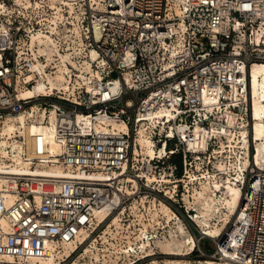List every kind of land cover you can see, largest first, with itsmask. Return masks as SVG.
Instances as JSON below:
<instances>
[{"label":"built area","instance_id":"obj_1","mask_svg":"<svg viewBox=\"0 0 264 264\" xmlns=\"http://www.w3.org/2000/svg\"><path fill=\"white\" fill-rule=\"evenodd\" d=\"M62 54L75 64L65 61L62 85L51 86ZM86 61L93 73L82 71ZM254 63H264V0H0V125L20 115L37 124L29 135L23 125L12 133L16 158L30 170L67 173H0V264H59L100 224L95 211L124 215L131 199L156 212L141 214L144 240L170 221L162 205L197 225L194 189L205 183L217 196L235 185L240 199L220 235L197 229L190 252L203 239L211 259L264 264V168L252 158L248 95ZM50 139L59 153L48 151ZM64 244L74 249L65 253Z\"/></svg>","mask_w":264,"mask_h":264},{"label":"bare ground","instance_id":"obj_2","mask_svg":"<svg viewBox=\"0 0 264 264\" xmlns=\"http://www.w3.org/2000/svg\"><path fill=\"white\" fill-rule=\"evenodd\" d=\"M92 55L94 56V53ZM61 60L63 67H59V76L60 79L63 80L61 71L67 68L65 65V61H70L73 64L75 63L68 54H62ZM85 65V71L93 73L87 61L85 62ZM250 67L251 68L248 75V95L250 96L253 116V121L251 122L250 127L252 131L251 142L253 144L252 158L255 164H258L260 167L264 168V63H254ZM84 69L82 71H84ZM47 79L51 86L62 85V80L60 81V79L51 78L49 75L47 76ZM42 87L43 83L39 82L37 84V89H41ZM20 125H23V127H25L24 133L26 135L34 133L38 127L35 123H32L28 126L24 125V116L22 115L14 120H6L2 125H0V173H20V171H23V173H29V171H32L33 174L37 175L52 174L58 177L66 176L67 173L59 165L42 164L37 165L33 170H30L27 164L18 161L15 156L16 147L18 145L16 141H14V139H12L11 141L10 138L13 137L12 133L15 130L19 129ZM49 141L50 144L48 146V151L50 152V154L59 153V146L53 140L50 139ZM139 142L141 144L143 152L147 153L148 155L153 154L154 148L152 145V141L149 138L143 136L142 134L139 138ZM248 145L249 143L246 142V139H244L242 151L245 154L243 160L245 167L250 162L246 157L248 153L246 148ZM7 147H11L13 155H9L10 153L8 152ZM5 157H11L14 162H7L5 160ZM2 179L3 176L0 175V187L2 184ZM208 189L211 193L207 192L209 191ZM195 199L198 201V204L194 207L196 212V214L193 216L194 221L197 223L198 227H200L203 233L218 236L222 232L225 225H227L231 221L232 215L235 213L238 201L240 199V192L238 187L228 183L225 195L222 194L220 196H217L212 193L211 188L209 187L207 188V190L206 188H204V190L195 193ZM162 206L165 209L164 211H169L167 207H165L164 205ZM108 209L109 206H106L98 211H95V216L98 223L102 222L107 217L109 213ZM171 215L168 214V217H171ZM176 219L177 231L180 233V237L179 235L172 234V232H170V238L167 241H157V245L161 246L165 253L178 254L182 250V248L186 246L187 243L190 247H193L194 245V240L192 238L188 237V240L185 238V230L183 228L181 220H179V218L177 217ZM79 239L83 241L85 239V233L80 236ZM147 244H149L148 241H143L141 247L143 248ZM71 246L73 245L64 244V249L67 250ZM45 261L46 262L41 259L30 260V262H39L46 264H52L54 260L48 259ZM8 262L9 261H7V263L5 264H9ZM228 264L230 263L228 262Z\"/></svg>","mask_w":264,"mask_h":264},{"label":"rangeland","instance_id":"obj_3","mask_svg":"<svg viewBox=\"0 0 264 264\" xmlns=\"http://www.w3.org/2000/svg\"><path fill=\"white\" fill-rule=\"evenodd\" d=\"M86 66V65H85ZM84 66V67H85ZM85 70V69H84ZM53 78L60 79L59 68L58 72ZM62 79H60L61 81ZM129 97V96H127ZM250 98V96H249ZM204 188H209L208 185L204 184L201 189H195V193L204 190ZM209 190V189H208ZM211 193L210 190L207 191ZM206 192V193H207ZM194 193V198H195ZM138 200V199H137ZM139 201V200H138ZM130 207H127L124 215L116 213L110 215L104 219V221L98 224L97 228L93 233L88 236L85 233V239L83 243L76 249L74 255L64 261H60L59 264H231L230 261H220L211 259L204 256L201 252L211 253L213 250V245L206 240H200L199 248L195 247L193 252L188 243L178 254L165 253L161 246L157 245V241H167L170 238V232L172 234L179 235L177 231L176 217L171 215L173 213L169 211H164L165 209L161 206V211L168 217H171L169 222L163 224L166 226L162 229H158L157 239L144 240L145 231L142 229L141 233L138 235V228L141 226V222H145L141 216L144 215L145 219H154L156 214L153 213L154 210L151 208V203H145L144 208L141 206L140 209L135 207V201L130 200ZM150 204V205H149ZM198 204V201L194 200V207ZM138 205V204H136ZM167 213V214H166ZM117 220V221H116ZM180 220V219H179ZM148 222V221H147ZM182 223V221H181ZM184 223V222H183ZM182 223V224H183ZM168 224V225H166ZM229 225V224H228ZM228 225H225L227 227ZM223 228V230L225 229ZM185 230V238L188 237L194 240V245H196L195 239L199 237L197 229H200L195 223L183 224ZM222 230V231H223ZM221 234V233H220ZM143 236V237H142ZM182 237V236H181ZM140 242L138 248V240ZM143 239V240H142ZM141 240V241H140ZM148 241L145 247H141L142 242ZM132 249V251L129 250ZM70 249H74V245L69 247L67 250L61 249L67 253ZM200 249V250H199ZM135 250V251H134ZM27 264H37L35 262H29ZM235 264V263H232Z\"/></svg>","mask_w":264,"mask_h":264},{"label":"trees","instance_id":"obj_4","mask_svg":"<svg viewBox=\"0 0 264 264\" xmlns=\"http://www.w3.org/2000/svg\"><path fill=\"white\" fill-rule=\"evenodd\" d=\"M170 160L179 163V157H178V156H171V157H170ZM178 174H179V173H178Z\"/></svg>","mask_w":264,"mask_h":264}]
</instances>
